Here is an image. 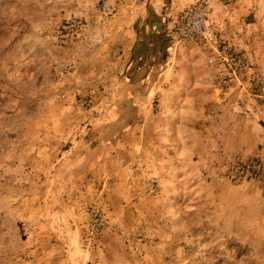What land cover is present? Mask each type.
Masks as SVG:
<instances>
[{
  "label": "rangeland",
  "instance_id": "1",
  "mask_svg": "<svg viewBox=\"0 0 264 264\" xmlns=\"http://www.w3.org/2000/svg\"><path fill=\"white\" fill-rule=\"evenodd\" d=\"M236 1L208 0L212 24L213 4ZM196 2L0 0V264H264V195L224 176L264 142L253 131L247 150L224 153L227 140H169L167 82L139 79L158 61L145 30L170 56L203 51L204 87L241 92L264 117L244 89L217 87L207 50L171 44L176 16ZM246 3L240 45L214 28L264 76V0ZM71 20L85 29H61Z\"/></svg>",
  "mask_w": 264,
  "mask_h": 264
},
{
  "label": "crops",
  "instance_id": "2",
  "mask_svg": "<svg viewBox=\"0 0 264 264\" xmlns=\"http://www.w3.org/2000/svg\"><path fill=\"white\" fill-rule=\"evenodd\" d=\"M215 4H213L212 11L213 23L220 36L226 37L235 45H240L238 43H242L245 39L246 26L248 25L239 22L240 18L245 20L244 17L251 12L250 5H246V0H237L232 5L225 6V9ZM162 19L164 18H161L162 26L159 29L150 28L149 30L150 35L152 34L157 39L164 34L165 23ZM167 23L169 24V22ZM135 31L127 29L125 33L133 35L129 47L137 51L133 45L139 34L137 35ZM146 33L148 32L143 30L142 37L145 36L147 41L146 49H154L155 47L156 51H151V57L154 55L158 61L153 64L149 63L145 77L142 75L139 79H150L155 75L158 81L167 82V85L161 88L164 100L169 103L167 107L169 109L166 108L167 110H165L176 117L172 118V132L169 140H227L222 147L224 153L247 150L245 144L252 140L253 131L256 134L254 139L258 143L264 142V117L257 114L252 101L249 99L243 101L241 92L235 94L230 92L220 97L213 90L204 87L206 84L205 74L200 69V65L205 63L203 51H199L188 44L177 54L170 56L167 53L172 54V52L168 46L165 49L164 46H160V41L159 43L158 41H151L149 44ZM155 43H158L157 47ZM137 53L135 52L133 60L139 58ZM140 63L142 62L140 61ZM134 73L139 74V67ZM197 126L205 128V130L208 129L207 131L210 133L201 138L204 130L197 129ZM194 135H196L195 139H193ZM229 140L244 141L235 144Z\"/></svg>",
  "mask_w": 264,
  "mask_h": 264
},
{
  "label": "built area",
  "instance_id": "3",
  "mask_svg": "<svg viewBox=\"0 0 264 264\" xmlns=\"http://www.w3.org/2000/svg\"><path fill=\"white\" fill-rule=\"evenodd\" d=\"M63 30L83 31L80 20L67 21ZM170 36L173 46L193 42L207 50L208 63L219 65L215 82L221 91L234 86L244 89L264 113V76L254 69L246 51L218 38L210 20L208 0H198L181 10L176 16ZM224 176L234 184L253 182L264 195V151L252 156H235L226 164Z\"/></svg>",
  "mask_w": 264,
  "mask_h": 264
}]
</instances>
